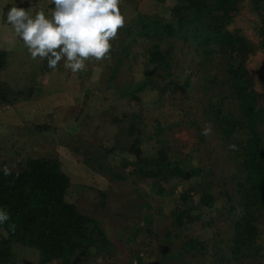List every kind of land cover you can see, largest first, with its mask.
Instances as JSON below:
<instances>
[{
    "label": "rangeland",
    "instance_id": "rangeland-1",
    "mask_svg": "<svg viewBox=\"0 0 264 264\" xmlns=\"http://www.w3.org/2000/svg\"><path fill=\"white\" fill-rule=\"evenodd\" d=\"M258 1L264 3L239 0L228 29L248 45L246 59L253 90L264 106V43L260 36L264 7L256 4ZM175 5V0H165L163 4L156 0H121L125 25L110 41L108 57L85 61V69L78 73L65 69L61 61L48 73L38 74L36 92L30 98L26 91L33 86L30 76L34 77L43 64L38 62L39 57L32 59L23 40L7 23V11L16 6L34 17L42 10L51 18L55 5L51 0H0V50L8 54V63L0 70V88L25 90L20 98L11 94L13 103H0V168L15 170L31 157L58 158L71 181L69 200L80 212L97 219L110 241L104 251L94 249L50 264H158L160 250L166 248L162 241L167 238L165 232L174 224V219L167 216L172 214L179 195L191 188L213 190L219 202L212 209L205 208L200 205L199 193H195L194 200H189V205L194 206L192 219H186L177 247L191 238L207 242L221 235L224 239L231 221L240 216L235 154L212 119L201 111L206 100L200 95L205 90L200 64L205 55L195 51V39L175 40V51L170 55L173 54L172 65L180 73V82L192 76L198 91L191 88L183 95L179 91L177 95L168 92L161 97L147 91L141 94V100L129 96L125 102L115 88L118 84L125 91L145 76L141 64L146 62L149 45L143 39L132 43L126 27L135 28L138 13L169 19ZM130 43L131 51L125 53ZM171 43L167 38L161 48L167 50ZM118 58L125 71L114 76L112 69ZM132 124L136 126L134 133L130 132ZM136 138H140L143 157L164 155L184 163L186 170L202 169L201 177L177 179L178 196H161L155 179L148 176L145 161H137L129 153ZM139 227L150 228L152 233H139ZM0 234V241L7 237L3 231ZM13 248L12 264H40L35 250L19 244ZM214 253L219 256L206 257L208 260L202 264H236L227 263L228 251ZM193 260V264H200V258ZM252 264H264V260Z\"/></svg>",
    "mask_w": 264,
    "mask_h": 264
},
{
    "label": "trees",
    "instance_id": "trees-1",
    "mask_svg": "<svg viewBox=\"0 0 264 264\" xmlns=\"http://www.w3.org/2000/svg\"><path fill=\"white\" fill-rule=\"evenodd\" d=\"M156 1L165 3V0ZM175 1L176 5L171 9L169 19L138 13L135 28L126 27L132 43L143 39L149 45L148 53L144 56L146 62L141 64L145 76L142 81L134 83L125 91L118 84H115V88L119 89L125 102L129 96L141 100V94L147 91L157 92L159 97L168 92L177 95L179 91L183 95L191 88L198 91L192 76L180 82V73L177 74V69L172 65L173 54L170 55L175 51V40L189 42L190 38H194L195 51L199 56L202 53L205 55L200 64L203 76L201 79L198 77L205 83V90L200 91L202 100H206L201 105V111L212 119L230 145L236 146L231 150L237 164L236 192L240 196L238 205L241 213L231 221L230 232L224 239L221 235L207 242L191 238L177 247L182 228L188 223L186 219H192L190 212L194 206L189 205V200H194L195 193H199L200 205L205 208L212 209L219 202L213 190H184L179 195L177 204H173L172 214L167 216L174 219V224L165 232L167 238L162 241L166 248L164 251L160 250L158 264H193L194 258H200L197 261L202 264L208 260L206 257L211 259L212 255L219 256L214 252L221 250L228 251L230 258L227 263H261L264 260V106L253 90L246 59L248 45L228 29L231 13L239 0ZM256 4L264 7L261 1ZM261 24L263 44L264 16ZM167 38L172 43L164 50L161 44ZM132 43L126 46L125 53L131 51ZM38 62L43 66L34 77L33 74L30 76L33 86L29 87V91L26 90L30 98L36 92L34 85L38 74H46L52 70L47 66L46 59ZM7 63V52L0 50V70ZM122 63L120 58L115 61L112 69L114 76H120L125 71L124 66H119ZM23 91L25 90L14 92L10 87L0 88V103H13L11 94L20 98L24 95ZM138 117L141 119L139 115ZM126 118H132V115ZM135 131L136 126L132 124L130 132ZM139 145L140 138H136L129 153L137 157V161H145L148 176L155 179L157 189L159 187V193L163 197L178 196L176 187L180 184L176 183L177 179L190 180L196 176L201 177L203 173L198 168L186 170L184 163L164 155L145 158ZM10 173L6 176L3 168H0V212L9 216L7 221L0 223V232L7 235L0 241V264L13 263V245L16 244L35 250L40 264L68 261L76 255L89 254L94 249L100 252L109 247L110 241L97 219L80 212L69 200L71 181L62 170V163L58 158L31 157L17 169L10 170ZM174 179V184H171ZM165 185L168 187L164 188ZM230 209L234 210L235 207L231 206ZM149 223L152 227V220ZM138 231L152 233L150 228L139 227Z\"/></svg>",
    "mask_w": 264,
    "mask_h": 264
},
{
    "label": "clouds",
    "instance_id": "clouds-1",
    "mask_svg": "<svg viewBox=\"0 0 264 264\" xmlns=\"http://www.w3.org/2000/svg\"><path fill=\"white\" fill-rule=\"evenodd\" d=\"M51 3L55 5L51 18L42 10L34 17L16 6L7 11V23L23 40L33 60L46 59L50 69L63 61L65 69L78 73L85 69V61L108 57L112 49L110 41L125 25L121 0H51ZM3 173L11 174L7 166ZM8 219L7 213L0 212V223Z\"/></svg>",
    "mask_w": 264,
    "mask_h": 264
}]
</instances>
